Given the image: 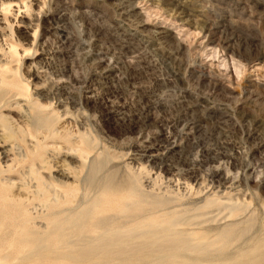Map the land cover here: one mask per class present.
<instances>
[{"label": "rangeland", "instance_id": "obj_1", "mask_svg": "<svg viewBox=\"0 0 264 264\" xmlns=\"http://www.w3.org/2000/svg\"><path fill=\"white\" fill-rule=\"evenodd\" d=\"M128 1L0 0V9L14 8L0 13L4 24H0V80L8 84L5 88L27 92V100L41 106L40 117L48 122L51 119L59 133L67 136L43 143L50 145L41 152L47 164L46 170H38H43L39 183L30 169L33 164L41 166L40 161L16 138V150L6 163L1 161L0 218L8 230L0 232V259L6 257V263L1 260L0 264H62L55 260V253L37 261L30 247L6 246L18 239L14 232L25 214L27 236L48 246L44 227L51 218L44 203L67 191L53 180L59 166H67L72 173L67 184L75 193L72 203L64 208L76 214L90 208L107 177L112 178V193L119 195L134 182L135 175L142 192L159 200L174 198L166 207L188 213L189 218L210 209L215 213L211 218L218 211L214 222L207 224V228L213 227L208 241L215 240L225 223L229 226L238 218L237 228L247 232L230 253L238 246L264 245V233H259L264 230V0ZM129 6L135 9L131 13ZM2 112L14 121L21 116V109L15 106L2 107ZM70 134L75 139L69 138ZM86 143L90 149L84 152ZM148 147L164 157L149 163L142 158ZM98 165L102 169L92 185L89 180ZM24 183L27 186L22 187ZM46 185L51 188L45 190ZM229 204L238 206L237 218L229 217V210L223 209ZM121 220L124 229L135 227L134 222ZM215 223L222 229L218 231ZM205 226L184 229L198 231L199 237ZM244 239H248L245 247ZM23 257L31 261H21Z\"/></svg>", "mask_w": 264, "mask_h": 264}, {"label": "bare ground", "instance_id": "obj_2", "mask_svg": "<svg viewBox=\"0 0 264 264\" xmlns=\"http://www.w3.org/2000/svg\"><path fill=\"white\" fill-rule=\"evenodd\" d=\"M124 3H127V2H124ZM128 3H129V1H128ZM126 7H127V5H126ZM3 8L0 9V13L3 10H8V12H10L9 9L10 10L14 9V8H9V9H7V8H4L3 9ZM128 8L130 9V12L129 13H131L133 8H131L130 6ZM133 10H135V9H133ZM122 13L124 14V11H122ZM126 13H128V12H126ZM130 16H132V15H130ZM3 26H4V24H3ZM33 33H35V32L33 31ZM31 44H32V42H31ZM15 47L16 46H14V50L16 49ZM9 50H10V48H9ZM16 51H18V50H16ZM12 52L14 54L17 53L15 51H13V49H12ZM17 55L19 57V53ZM107 70H108V68H107ZM11 75H13V74L11 73ZM23 84H25V83H23ZM6 85H8V84H6L5 81H3V80L1 81L0 80V108H2V107H13V106H15V107L21 109V116H19V117L17 115L16 116L19 118V120H21L20 122H22V123H20L19 120H17L18 118L16 119L17 121H14L15 118L3 115L4 112H2V114H0V164H1V161L2 160H5V163H6L7 162L6 160L8 159L9 155L11 156L12 155V152H14L16 150L17 144L14 143V142H16L15 141V138H16L17 140H19L21 143H23L25 145L26 151L32 157L37 158L40 161L41 166L37 167V165H36V167H35V165L33 164V166L30 169V174L31 175L32 174H35L36 181L39 183L42 180V178H41L42 175L40 176V173L43 170L40 173L38 172V170L40 171V169H45L44 165L47 164L46 159L41 154V152L44 151V150H46V147H48V145H50V144H47V145L44 144L43 145V143L47 139L48 140L49 139L50 140L62 139V138H67V136L65 134L63 135V133L62 134L59 133L60 132V131H58L59 129L57 130L54 127V125L52 124V120L51 119H50L51 122H48V120L46 118H43V117L41 118L40 117L41 116L40 115L41 114L40 113V109H42L41 106L38 105V104H35V103L30 102V100H27L29 98L28 97L29 94L27 95V92L24 93V91H22L20 89H13V88L12 89H8V88H5L4 87ZM26 86H27V84H26ZM27 89H28V86H27ZM36 102H38V101H36ZM47 105H46V107H47ZM42 107H43V105H42ZM48 107H50V103H49ZM50 111H52V110H50ZM6 115H8V114H6ZM51 117H53V116H51ZM60 119H61V116H60ZM35 121H37L36 124H33V122H35ZM57 121L58 120H56V122ZM53 122L55 123V120ZM21 124H25V125H21ZM62 126L64 127V125H62ZM62 128L60 130L63 131ZM65 128H64V130H65ZM71 136L72 135L70 134V137L69 138H71ZM84 137H85V135H84ZM71 139H75V136H74V138H71ZM75 141L77 142L78 139L75 140ZM87 141H88V138L86 139V142ZM67 143L70 144L71 142L68 141ZM87 143H89V142H87ZM87 143L85 144V147L83 149L84 152L90 149V147L88 146ZM56 144H58V143H56ZM80 144H83V143H80ZM58 146L56 145V148ZM61 146H62L63 151H66L63 148L64 145H61ZM71 146H73V145H71ZM82 146H84V145H82ZM175 146H176V144H175ZM150 147H148V149H143V150H145V151L147 150V151L145 152L144 155H142L143 156L142 158H146L147 161L149 160V161L154 162V163H155V161L162 159V156L164 154H160V152H158L156 150H153ZM93 148H95V147H93ZM142 148H144V147H142ZM172 148H174V147H172ZM18 149H20V148H18ZM60 149H61V147H60ZM169 150H171V149H169ZM68 151H70V150H68ZM80 151H78V152H80ZM50 152H53V151H50ZM141 152H143V151L141 150ZM13 154H15V153H13ZM72 154H73V152H72ZM74 155H76V154H73L72 156H74ZM49 157H50V155H49ZM22 158H23V156H22ZM79 158H81V157H79ZM82 158L84 159V157H82ZM142 158H140V160ZM62 159L64 160V158H62ZM17 161H18V158H17ZM53 161H54V159H53ZM77 161H79V160H77ZM8 162H9V160H8ZM80 162H81V160H80ZM141 162H143V161H141ZM62 163H63V161L61 162V164ZM89 163H90V161H89ZM12 164H14V162L11 163V165ZM75 164H74V166H75ZM27 165H29V164H27ZM80 165H82V164H80ZM13 167H16V166L13 165ZM66 167L65 166H59V167H57L58 168V169L56 168L57 171L54 172L55 173V176H53V180L55 182H58L59 184H62V185L65 186V188L67 189V191H65V190L64 191L66 193L65 194H62L61 196H59L57 193H56L57 195H55L54 193H52V195H55V197H53V202H50V200H49L46 203H44L45 207L48 210V217L51 218L49 220V222L47 223V225L44 227L45 228V231H46V234H47V239L49 240L50 244H49V242L47 243V241H48L47 240L46 243L48 244V246L47 245L41 246L38 243H36V240L30 239L32 237L31 235L27 236V233H28V230H27V227H26V223H27L26 217H27V215L25 214L24 215L25 217L23 218V221L19 224V226L17 227V229L14 232L17 235L18 239L16 240V242L13 245L11 244V246H8L6 244L7 247L15 246V247H20L22 249H25V248H29L30 247L31 248L30 251H33L34 250V254L32 255V258L35 259V260H37V261H42L46 257H48V255H51V254H54L55 253L56 256H57L55 258V260H57L58 263L60 262L62 264H65V263H68V264L69 263L82 264L85 261H88V262H91L92 261L95 264H264V245H260L261 243L258 244V245H256V246L246 247L244 249L241 248V246H238L237 245L238 247H236V249H235V251L233 253H230L229 252V251L232 252L231 249L235 246V243L238 241V239H241L243 237V235H245L246 232H247V230H243V229L242 230H239V228H237V226H238L237 224L238 223L236 224L235 222L238 221V218H237L238 216L236 215L237 216L236 217V216H234V214L237 213V211L239 210V208H238L237 205L235 206V204L233 206H230L232 204L231 203L228 206H224V207L221 206L220 207V208L223 207V209L224 208L225 209H228L229 210L228 211L229 212V217L234 216L235 218H237V220H235L234 224H231L229 226L227 225V223H225L226 228H224V226L221 225L224 228L223 230H221L222 228L218 226V225H220L219 222H218V225L215 223L216 224V229L219 227L218 228V231H219V229L221 231L216 234L217 236H216L215 240H213V241H210V240L208 241L207 240L208 239L207 238V234L210 233V232L213 233V227H212V229L209 228V227L207 228V224L209 226V223L211 221L215 220V217L218 216V211H217L219 209L218 207L216 208L217 209L216 210L217 211V216H214V217L212 216L210 218V215L212 213H214L213 210L211 212V209H210L208 211L202 212L201 214H197L195 217L192 216L193 218L192 217L189 218L188 217V213L177 212V211H175V210H173L171 208L166 207L170 203L169 201L173 200L174 198H171V200L170 199L169 200H167V199H165V200L164 199L163 200H159V199H157V197L151 196L150 193L148 194V193L142 192L143 191V188L140 189V187H139V186H142V184L139 185L138 182H140V181H137V180L134 179V176L135 175L133 176L134 182H132L131 184L129 183L130 186H128V185L126 186V187H128V189L126 188V191H124L123 194L119 193V195H117V194L115 195L114 193H112V189H111V185L113 183L112 182V178H108L107 177L108 179L106 178V180L103 183V185H101L102 186V189L99 191L98 196L96 197L97 199H95V202L90 206V208L87 209V210H85L84 212H80V213L76 214V213H74L75 212L74 210H69V209L67 210V209L64 208L65 205L67 206V205H70L72 203L71 200L74 197V193H75V188L71 187V185L69 184L70 183L69 181L73 179L72 178V173L70 172L69 168H66ZM86 168H87V166H86ZM75 169H77L76 166H75ZM101 169H102V165H98V166H96L94 168V173H92L93 175L91 176V179L89 180V183L90 184L93 185V184L96 183V181H97V173ZM168 174H169V172H168ZM21 175H19V176H21ZM75 176H77V174ZM220 177H222V175ZM103 178H101V179L103 180ZM215 178H216V175H215ZM130 179H131V177H130ZM172 179H173V177H172ZM224 179L226 180V178H224ZM78 180H80V179L78 178ZM85 180H86V178H85ZM219 180H220V178H219ZM10 181H12V180L10 179ZM80 181H82V180H80ZM87 181L88 180H86L84 182H87ZM25 182H26V180H25ZM43 182H44V180H43ZM43 182L41 184L44 185L45 182L44 183ZM67 182H69V183L67 184ZM72 182L73 181H71V183ZM169 182H170V180H169ZM226 182H228V181H226ZM29 183H31V181ZM123 183H126V182H123ZM15 184L17 185V183H15ZM15 184L11 183V186H14ZM19 184H21V181L19 182ZM33 184H35V183H33ZM79 184L81 185V182ZM25 185L26 184L24 183V185H22V187L25 186ZM86 185H87V183H86ZM121 185H120V187H121ZM48 186H50V185H46V187H44V186L43 187L45 188V190H47L48 188H51V186L50 187H48ZM124 186H125V184H124ZM198 186H199V184H198ZM208 186H210V185L208 184ZM225 186H226V184H225ZM19 187H21V185ZM19 187H18L17 190L20 191ZM30 187H33L34 188L35 186L30 185ZM236 187H238V186H236ZM224 188H226V187H224ZM228 188H230V186L227 187V189ZM234 189H235V187L233 188V190ZM33 190L35 191V189H33ZM33 190L30 191L29 194H32ZM53 190H54V188L52 187V191ZM239 191H241V190H239ZM26 192H28V191H26ZM45 192H47V191H45ZM61 192L63 193V191H61ZM220 193H218V194L221 195ZM231 193H232V191H231ZM165 194H167V192ZM169 194L170 193H168V195ZM235 194H236V192H235ZM1 196H2V194H0V197ZM17 196H18V194H17ZM22 196H26V195H22ZM38 196H40V195H38ZM235 196H234V198L237 197V196L236 197ZM33 198H34V196H33ZM33 198H32V200H33ZM210 198H211V195H210ZM81 199L79 198V200H81ZM203 199H205V198H203ZM21 200H22V198H21ZM197 200H199V199H197ZM197 200L195 202H197ZM0 201H1V199H0ZM36 201H38V200H36ZM240 201L241 200H239L238 203H241ZM234 202H236V201H234ZM243 202H245V201H243ZM78 203H80V202H78ZM78 203H76L77 204V207H81L82 204H80V206H78L79 205ZM74 204H75V202H74ZM113 204H114V207L112 206ZM102 206H105L106 208H104L103 210L96 211V208H99V207H102ZM38 207H40V206H38ZM176 208H177V206H176ZM75 210H76V207H75ZM221 211H222V209H220V212ZM28 212H29V210H28ZM111 213H114V215H111ZM147 213L149 214L148 216H146ZM243 214L245 215V213H243ZM118 215H123V217H119ZM226 215H225V217H226ZM225 217H223L222 220ZM121 219H123V220H130V221L134 222V224H135L134 226L135 227H133L131 229H128V228L124 229ZM242 220H244V219H242ZM205 223H206V226H205L206 228H204V227L201 228V229L199 228L200 229L199 232H202V235L199 236V237L196 236V234H197L198 231L197 232H195V231H189L188 232V229H184V228H188V225L189 226H196L197 227V226L203 225ZM213 226H215V225H213ZM40 228H42V227H40ZM7 230H8V226L0 218V232L7 231ZM260 232L261 233L262 232L264 233V230L262 231L260 229L259 233ZM89 234H97V235L93 239H91V238L90 239L89 238L88 239H85L86 237H88L87 235H89ZM257 237H258V235H257ZM257 237H256V239L258 240L260 236L258 238ZM263 237H264V235H263ZM2 238H5V237H2ZM246 238H250V237H246ZM40 239H42V238H40ZM247 240L244 239V241L242 242L243 243L242 246L244 245V247H245V245L247 244ZM253 240L255 241V239H253ZM260 240H261V238H260ZM7 241H9V238H8ZM256 241H255V244H256ZM6 243H8V242H6ZM3 244H5V243H3ZM3 249H1V250L3 251ZM8 250H9V248H8ZM8 250H7V252H8ZM0 253H3V252H0ZM8 258H11V257H8ZM20 258H21V256H20ZM16 259H18V258L15 257V260ZM1 260L2 261L6 260V257L0 259V261ZM25 260H28V258H26V257L24 258L23 257V259H21V261H25ZM28 261L30 262L31 260H28Z\"/></svg>", "mask_w": 264, "mask_h": 264}]
</instances>
